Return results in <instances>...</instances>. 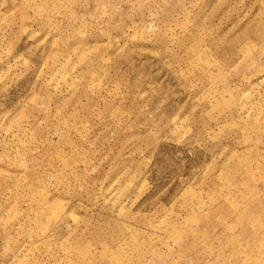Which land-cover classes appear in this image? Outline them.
<instances>
[{"label": "rangeland", "instance_id": "obj_1", "mask_svg": "<svg viewBox=\"0 0 264 264\" xmlns=\"http://www.w3.org/2000/svg\"><path fill=\"white\" fill-rule=\"evenodd\" d=\"M0 264H264V0H0Z\"/></svg>", "mask_w": 264, "mask_h": 264}]
</instances>
